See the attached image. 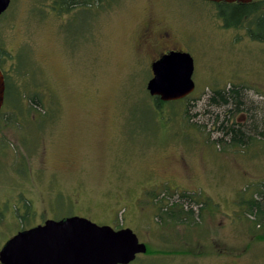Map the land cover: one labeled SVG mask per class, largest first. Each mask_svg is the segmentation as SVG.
<instances>
[{
    "label": "rangeland",
    "instance_id": "obj_1",
    "mask_svg": "<svg viewBox=\"0 0 264 264\" xmlns=\"http://www.w3.org/2000/svg\"><path fill=\"white\" fill-rule=\"evenodd\" d=\"M53 2L11 0L0 15L10 83L45 96L39 113L26 98L22 111L5 107L19 123L0 127V251L18 229L78 215L131 228L147 251L128 264H264V226L239 203L264 181V138L218 147L210 120L185 115L191 100L203 111L213 87L243 84L264 119V38L249 33L257 13L231 26L228 6L209 0H104L69 13ZM159 41L192 54L196 83L190 100L162 111L147 87ZM184 190L204 218L161 224L158 195Z\"/></svg>",
    "mask_w": 264,
    "mask_h": 264
},
{
    "label": "water",
    "instance_id": "obj_2",
    "mask_svg": "<svg viewBox=\"0 0 264 264\" xmlns=\"http://www.w3.org/2000/svg\"><path fill=\"white\" fill-rule=\"evenodd\" d=\"M252 2L254 0H209ZM11 0H0V15ZM148 82L152 95L172 101L189 95L196 86L195 63L188 51H171L153 62ZM6 82L0 67V111L5 100ZM147 251L131 228L114 229L89 218L73 215L47 219L44 224L12 236L0 251V264H128Z\"/></svg>",
    "mask_w": 264,
    "mask_h": 264
},
{
    "label": "trees",
    "instance_id": "obj_3",
    "mask_svg": "<svg viewBox=\"0 0 264 264\" xmlns=\"http://www.w3.org/2000/svg\"><path fill=\"white\" fill-rule=\"evenodd\" d=\"M104 0H54L52 7L57 9L60 13H69L75 8H85L100 5ZM228 6L227 10H221V14L225 18L226 25L240 26L243 22L250 16L255 15L250 21L249 33L254 38L263 39L264 38V11L259 12L261 4H264V0H254L252 2H216ZM6 12V11H5ZM4 12V13H5ZM3 13V14H4ZM1 14V16L3 15ZM0 16V17H1ZM258 28V32L252 29L253 26ZM255 28V29H256ZM0 52L8 54L7 52L0 49ZM3 70L6 82L5 90V100L3 107L0 111V127L1 122H16L17 115L16 111L6 114L5 107L8 105H13L15 109L22 111L23 105L21 100L26 98V103L29 109L42 112L44 109V93L39 90L25 89L16 91L13 84L10 83L9 75ZM243 84H233L232 86L225 87H213L211 93L205 100V107L203 111H199V101H188L189 106L185 109V115L189 122L196 123V117H205L210 120L213 130H216L221 134V137L215 139V143L219 147L220 143H228L229 145L236 146H248L252 144L255 139L264 138V126H261L264 121L262 117L258 115L261 111L260 107L256 105H251L244 93ZM188 98V99H187ZM189 95L182 99L190 100ZM173 101V100H172ZM172 101L162 100L159 96L154 95V102L158 110L162 111L166 103ZM196 109L194 112L189 110L190 105ZM191 106V107H192ZM240 112H246L248 118L246 122L238 121V114ZM17 113V112H16ZM23 113V112H22ZM208 124V122H204ZM204 125V124H203ZM205 128L208 125H204ZM259 187V188H258ZM253 194L247 198H240V205L246 208V213L252 216V220L257 226H264V181L258 183ZM195 192H190L184 190L181 193H175V197H171L169 193L164 196H159L157 201L160 202V214L162 223H167L168 221L183 222L185 221L189 225H194L195 222L199 223L197 220L200 216L202 219L204 215L202 213L203 205L196 206L195 204L201 203L199 199L195 197ZM154 194V193H152ZM155 195V194H154ZM177 196V197H176ZM154 197H157L156 195ZM211 203L209 199L208 204ZM207 204V206H208ZM264 238V235L260 236Z\"/></svg>",
    "mask_w": 264,
    "mask_h": 264
},
{
    "label": "flooded vegetation",
    "instance_id": "obj_4",
    "mask_svg": "<svg viewBox=\"0 0 264 264\" xmlns=\"http://www.w3.org/2000/svg\"><path fill=\"white\" fill-rule=\"evenodd\" d=\"M151 37H153V35H147L146 36V41L145 42H149V40L151 39ZM151 44V43H150ZM153 46H158L159 48H161V49H163L164 47H165V50H161V52H159V54L155 57V58H153L151 61H150V70H151V72L153 73V68H152V64H153V62H155V61H157V60H159L162 56H164L165 54H167V53H169V52H171V51H178V50H181V51H187L186 49H178V48H176V47H170V46H164V43H160V41L159 42H157L156 43V45H153ZM44 223H45V221H44ZM44 223H42V224H44ZM22 230H26V228H21V229H18L15 233H14V235L15 234H17L18 232H20V231H22Z\"/></svg>",
    "mask_w": 264,
    "mask_h": 264
}]
</instances>
